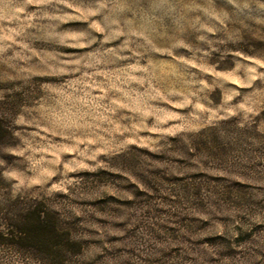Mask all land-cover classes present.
I'll use <instances>...</instances> for the list:
<instances>
[{
    "label": "clouds",
    "instance_id": "clouds-1",
    "mask_svg": "<svg viewBox=\"0 0 264 264\" xmlns=\"http://www.w3.org/2000/svg\"><path fill=\"white\" fill-rule=\"evenodd\" d=\"M0 264H264V0H0Z\"/></svg>",
    "mask_w": 264,
    "mask_h": 264
}]
</instances>
